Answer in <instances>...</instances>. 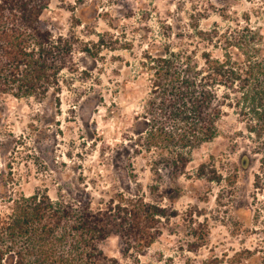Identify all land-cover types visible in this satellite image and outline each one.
I'll return each instance as SVG.
<instances>
[{"label":"rangeland","instance_id":"rangeland-1","mask_svg":"<svg viewBox=\"0 0 264 264\" xmlns=\"http://www.w3.org/2000/svg\"><path fill=\"white\" fill-rule=\"evenodd\" d=\"M48 3L41 19L74 51L58 95L0 97V211L2 197L21 194L86 199L93 209L140 198L159 210L153 243L122 257L110 236L102 251L118 264H264V140L250 132L255 115L243 91L224 100L216 137L184 170L172 151L147 146L141 118L155 102L150 61L166 48L197 63L225 53L240 63L231 45L249 30L264 57V0ZM193 233L202 240L194 244Z\"/></svg>","mask_w":264,"mask_h":264},{"label":"trees","instance_id":"trees-1","mask_svg":"<svg viewBox=\"0 0 264 264\" xmlns=\"http://www.w3.org/2000/svg\"><path fill=\"white\" fill-rule=\"evenodd\" d=\"M48 4L0 0V97L60 93L58 74L70 63L75 45L69 38L55 37L41 19ZM248 33L249 38L231 45L243 56L240 63L229 53L221 59L203 54L197 63L185 52L169 48L162 57L151 59L156 66L151 84L156 104L141 117L147 122L142 132L149 148L172 151L177 169L184 170L193 151L214 140L224 100L235 93L243 91L242 97L249 99L256 121L250 132L264 140V57L258 56L255 33ZM85 50L81 52L90 54ZM221 87L226 89L222 92ZM153 115L163 121L156 122ZM2 200L0 264H118L104 255V242L117 236L122 257L140 254L153 243L159 211L140 198L120 197L116 204L98 209L86 199L69 202L38 193ZM192 237L194 244L202 240L194 233Z\"/></svg>","mask_w":264,"mask_h":264}]
</instances>
